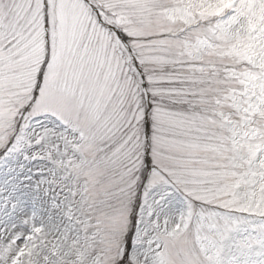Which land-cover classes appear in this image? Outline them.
Instances as JSON below:
<instances>
[{
	"label": "snow or ice",
	"instance_id": "1",
	"mask_svg": "<svg viewBox=\"0 0 264 264\" xmlns=\"http://www.w3.org/2000/svg\"><path fill=\"white\" fill-rule=\"evenodd\" d=\"M0 264H264V0H0Z\"/></svg>",
	"mask_w": 264,
	"mask_h": 264
}]
</instances>
